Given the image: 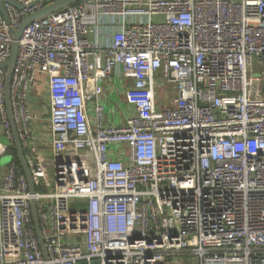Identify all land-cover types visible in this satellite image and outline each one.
Here are the masks:
<instances>
[{
	"label": "built area",
	"instance_id": "1",
	"mask_svg": "<svg viewBox=\"0 0 264 264\" xmlns=\"http://www.w3.org/2000/svg\"><path fill=\"white\" fill-rule=\"evenodd\" d=\"M14 1L0 65L59 0ZM5 82L0 264H264V0H78L29 23L10 101L34 193Z\"/></svg>",
	"mask_w": 264,
	"mask_h": 264
},
{
	"label": "water",
	"instance_id": "2",
	"mask_svg": "<svg viewBox=\"0 0 264 264\" xmlns=\"http://www.w3.org/2000/svg\"><path fill=\"white\" fill-rule=\"evenodd\" d=\"M78 2V0H59L51 5H48L34 13L29 14L28 16H26L22 22L21 25L19 26V28L16 30L14 28H10L9 31L13 36V44H12V50H11V55L10 57L3 63L0 65V70H4L6 71V82H5V98H6V111H7V115H8V119L11 125V129L14 135V143H15V147H16V151H17V156L20 162V165L27 177L29 186H30V191L32 193H34V183H33V179H32V175L31 172L29 170V167L27 165V162L25 160L24 157V152H23V148L21 145V140L19 138V134L17 131V126L14 120V116H13V111H12V106H11V101H10V81H11V76H12V70L16 61V57H17V53H18V42L20 40V38L22 37L23 31L24 29L29 25V23L33 22L34 20H37L39 18L45 17L48 14L61 9L65 6H68L70 4L76 3ZM4 3H10L14 6H16L17 8L23 9V5L19 4L18 2L14 1V0H0V11L2 13V15L4 16L5 20L7 23H9V19H8V15L7 12L3 6ZM5 150V147H0V152L3 153ZM31 206H32V215H33V219L36 225V232H37V236L41 245V248L43 250V253L46 257H48V253L46 251V247L44 244V240L42 238L41 235V231H40V225H39V221H38V216H37V208H36V202L35 200L31 201Z\"/></svg>",
	"mask_w": 264,
	"mask_h": 264
},
{
	"label": "rangeland",
	"instance_id": "3",
	"mask_svg": "<svg viewBox=\"0 0 264 264\" xmlns=\"http://www.w3.org/2000/svg\"><path fill=\"white\" fill-rule=\"evenodd\" d=\"M168 98H169V95H166L165 100L161 102L162 107H170V104L167 102ZM0 140L5 146L9 145V142L3 135H0ZM10 159H11V156L9 154H3L1 156V165L4 166L8 164L10 162ZM178 259L181 264H198L196 259L192 256H179Z\"/></svg>",
	"mask_w": 264,
	"mask_h": 264
},
{
	"label": "trees",
	"instance_id": "4",
	"mask_svg": "<svg viewBox=\"0 0 264 264\" xmlns=\"http://www.w3.org/2000/svg\"><path fill=\"white\" fill-rule=\"evenodd\" d=\"M14 156L16 158L17 163L19 164L20 162H19V159H18V156H17V152L16 151H14Z\"/></svg>",
	"mask_w": 264,
	"mask_h": 264
},
{
	"label": "crops",
	"instance_id": "5",
	"mask_svg": "<svg viewBox=\"0 0 264 264\" xmlns=\"http://www.w3.org/2000/svg\"><path fill=\"white\" fill-rule=\"evenodd\" d=\"M128 82L131 83V81H128ZM108 83H109V82H107L106 85H108ZM175 262L181 264L180 261H179V259H175Z\"/></svg>",
	"mask_w": 264,
	"mask_h": 264
}]
</instances>
